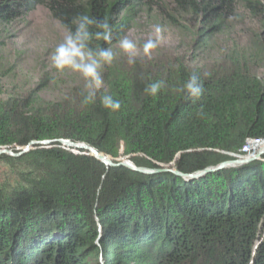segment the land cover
I'll use <instances>...</instances> for the list:
<instances>
[{
    "label": "trees",
    "instance_id": "obj_1",
    "mask_svg": "<svg viewBox=\"0 0 264 264\" xmlns=\"http://www.w3.org/2000/svg\"><path fill=\"white\" fill-rule=\"evenodd\" d=\"M170 3L176 15L198 24L195 48L231 34L239 8L259 18L260 28L236 33L208 75L167 58L146 69L134 64L128 74L110 69L104 82L121 102L115 112L99 98L83 105L81 90L74 92L77 104L51 102L34 91L0 92V149L19 153L34 141L68 140L114 163L123 157L136 167L191 174L241 156L247 140H264V0ZM150 4L0 0V26L40 5L60 25L78 15L107 19L113 48L137 8ZM158 8L157 17L175 26V17ZM97 43L109 46L93 41V47ZM192 74L205 90L196 102L177 91ZM159 80L165 82L161 93L148 96L145 87ZM0 163L8 166L0 181V264H264V156L193 180L107 167L55 142L19 157L1 155Z\"/></svg>",
    "mask_w": 264,
    "mask_h": 264
},
{
    "label": "rangeland",
    "instance_id": "obj_2",
    "mask_svg": "<svg viewBox=\"0 0 264 264\" xmlns=\"http://www.w3.org/2000/svg\"><path fill=\"white\" fill-rule=\"evenodd\" d=\"M170 4V0H153V4L148 5V9L138 7L129 30L123 36L136 43L137 54L134 64L143 63L141 66L144 69L157 66L153 63L167 58L174 60L175 64L180 63L191 70L198 69L204 75H208L213 66L222 60L224 53L230 50L229 47L236 33L251 35L253 32H258L261 24L259 18L257 20L249 18L243 11L240 15L239 8L235 11L239 16L231 34L215 35L204 46L205 48H195L192 34L194 35L198 24L193 23L189 17L176 15ZM157 6L175 17V20L173 19L175 26L168 22L170 19L165 18L166 16H162L163 19L157 17L160 15ZM28 8L30 9L22 11L16 19L0 26V92L5 96L16 91L20 94L34 91L51 102L67 100L77 104L76 99L73 98L77 95L74 92L86 91L84 79L80 74L68 70L63 73L58 72L50 63V54L62 38L60 23L40 5H30ZM157 24L163 27V38L158 47L146 56L143 46L148 39L154 38ZM244 41L241 40V48H246ZM113 49L117 54L116 59L111 66L106 67L103 75L105 76L110 69H117L125 74L130 73L134 64L128 63L127 55L120 50L118 43ZM262 149L259 148L247 155L242 154L241 157H253ZM122 161L132 163L123 157L112 163ZM160 169H168V166H161ZM6 173L8 166L0 163V181Z\"/></svg>",
    "mask_w": 264,
    "mask_h": 264
},
{
    "label": "clouds",
    "instance_id": "obj_3",
    "mask_svg": "<svg viewBox=\"0 0 264 264\" xmlns=\"http://www.w3.org/2000/svg\"><path fill=\"white\" fill-rule=\"evenodd\" d=\"M62 38L50 54V63L58 71L65 70L78 73L85 81V93L82 104L87 106L99 102L105 109L115 112L121 107V102L105 90L104 70L111 66L116 59V52L110 46L113 41V27L107 19H97L89 15L74 17L70 25L61 24ZM154 38L148 39L143 50L145 55L160 44L163 36V27L155 26ZM93 41L97 43L93 47ZM119 48L127 55L128 63H135L137 45L127 36L118 41ZM165 87L163 80L152 81L144 89L148 96L156 97ZM185 99L199 101L204 94L203 83L196 74H192L186 82L177 89ZM99 94V96H98Z\"/></svg>",
    "mask_w": 264,
    "mask_h": 264
},
{
    "label": "water",
    "instance_id": "obj_4",
    "mask_svg": "<svg viewBox=\"0 0 264 264\" xmlns=\"http://www.w3.org/2000/svg\"><path fill=\"white\" fill-rule=\"evenodd\" d=\"M53 142L58 143L68 149H73L77 151H86L91 157H93L98 162H101L107 167H125L133 172H137V173L144 174V175H150V174H155V173H160V172H170L184 180L198 179L205 175L216 173L224 169L241 167V166H244V165H247V164H250L252 162L259 160L264 155V148H263L262 150L258 151V153L253 157L236 156L237 158L235 157L236 158L235 160L224 161L215 167L206 168L204 170L196 171L191 174H182L177 170V168L151 170V169H147L144 167H136L134 164L130 162H125V161L113 164L111 159H109L107 156L103 154L98 153L95 149L91 148L90 146L79 144V143H74L68 140H57V141H51V142L50 141H44V142L34 141L24 148H19L18 149L19 153H13L12 151L8 149H0V156L7 155L10 157H19L21 155L28 153L36 146H49Z\"/></svg>",
    "mask_w": 264,
    "mask_h": 264
},
{
    "label": "built area",
    "instance_id": "obj_5",
    "mask_svg": "<svg viewBox=\"0 0 264 264\" xmlns=\"http://www.w3.org/2000/svg\"><path fill=\"white\" fill-rule=\"evenodd\" d=\"M259 144H264V140H247L246 144L242 148V154L247 155L250 154L251 152L253 153L255 150V146Z\"/></svg>",
    "mask_w": 264,
    "mask_h": 264
},
{
    "label": "bare ground",
    "instance_id": "obj_6",
    "mask_svg": "<svg viewBox=\"0 0 264 264\" xmlns=\"http://www.w3.org/2000/svg\"><path fill=\"white\" fill-rule=\"evenodd\" d=\"M262 148H264V147H262Z\"/></svg>",
    "mask_w": 264,
    "mask_h": 264
}]
</instances>
